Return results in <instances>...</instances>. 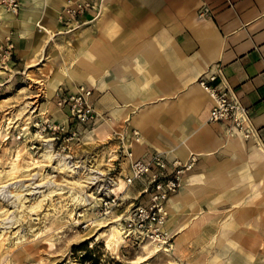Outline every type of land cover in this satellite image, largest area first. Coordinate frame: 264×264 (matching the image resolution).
Listing matches in <instances>:
<instances>
[{
    "label": "crops",
    "instance_id": "crops-1",
    "mask_svg": "<svg viewBox=\"0 0 264 264\" xmlns=\"http://www.w3.org/2000/svg\"><path fill=\"white\" fill-rule=\"evenodd\" d=\"M66 1L22 0L15 19V46L26 44V49L16 51L23 63V54L40 35L32 24L35 20L55 38L47 39L45 56L39 55L31 67L38 84L53 81L54 89L91 88L96 112L114 122L124 120L127 110L130 118V104L139 95L127 93L145 85V102L155 108L141 130L132 128L143 141L133 153L159 152L167 160L183 162L194 155L193 171H198L207 165L204 153H215L213 163L220 162L221 168L233 162L224 152L225 128L199 119L207 105L209 113L212 101L197 80L214 73L220 87L231 90L248 111L254 134L245 142L247 152L256 151L264 160V0H112L92 25L75 34L56 35V14ZM22 21H31V27L26 30ZM25 37L30 39L21 41ZM233 156L243 158L237 149ZM213 198H197L199 214L207 217L200 227L208 232L207 238L219 230L229 210ZM262 202L264 196L256 200Z\"/></svg>",
    "mask_w": 264,
    "mask_h": 264
},
{
    "label": "bare ground",
    "instance_id": "bare-ground-1",
    "mask_svg": "<svg viewBox=\"0 0 264 264\" xmlns=\"http://www.w3.org/2000/svg\"><path fill=\"white\" fill-rule=\"evenodd\" d=\"M110 1L112 0H104L101 15L106 10V6ZM1 3L2 0L0 1V41L1 38L8 36V27L14 22H17ZM23 22L24 21H22L21 24L25 26L26 30L29 29V25L31 27V25L34 24L35 27L39 28L40 32L38 39L33 42L31 50L23 54L28 66L27 68H31L35 66V62L39 55L45 56V50L48 46L46 41L47 39L48 41L51 40L53 35L51 31L42 26L37 20L32 24L31 21ZM51 85H48V83L46 84L47 93L49 94H53L54 91L55 86L53 81ZM146 89L145 85L134 87L132 90L127 88L128 91L131 90L127 94L131 96L133 94L139 95L138 101L130 104V118L127 117V110V112L124 111L125 113L121 117L124 120L119 118L121 121L118 120V122L102 117L100 121H94L92 128L87 130L77 125L75 127L74 144L73 147L70 148L71 151L75 152L73 159L68 156H55L50 145H46L44 149L40 151L37 157L41 159V161L47 162L49 166L53 164V170L66 172V177L78 178L79 181L73 182L64 180L66 185L73 186L71 189H67L64 192H62V188L50 182L46 185V189L43 192H38V198L41 197L46 199L48 206L52 208L53 199L51 197L55 194H59L60 196L64 194L62 197L66 200L68 199L70 206L73 205L74 207L79 205L81 208H84L86 206L91 207L92 205V207H94L95 203L87 195L85 184L88 180H91L92 173L97 174L103 172L101 167H104L107 161L109 162L106 163V165L111 166V161L115 158L113 151L109 150L107 152L106 148L98 149L97 151L94 150L96 146H98V143H106L109 140L115 127L122 121L127 122V127L120 126L119 128H123V130H120V134L126 133L132 128L139 131L145 126L149 110L155 108V105L145 102ZM121 99L125 100V97H121ZM208 109L209 105H207L200 114L199 119L201 122H205L206 118H208ZM121 111V109L114 110L113 114ZM53 112H55V109ZM33 113L34 110L32 109L30 101L23 102L15 113L11 112L8 115H6V113L3 120L0 122V138H3L9 134L8 132L14 129H18L21 133H26L27 123L24 125L25 121L22 120V118H30ZM43 114H45V110L41 107L37 115L40 116ZM221 126L223 127V125ZM224 134V152L232 156L233 162L221 168L219 167L221 165L220 162H216L217 165L213 163L216 161L215 153H204L201 155L207 160V165L199 167L198 171H193L192 168L189 173L185 174L182 177L178 190L179 192L175 194L176 196L174 195L171 197L167 204L168 217L165 224V233L168 239H173V243L142 241L141 248L148 255L156 256L160 252L169 255L170 252L177 251L180 242L187 240L190 234H195L197 236V233L201 232V223L205 221L207 217L205 214H199L201 209L197 198L205 195L208 197L212 196V198L215 196L213 199L216 205L229 206L226 216L220 222L219 230L208 238L209 246L215 248L210 264H264V206H260L264 202L259 204L256 203V200L260 196H264V160L256 151L247 152L245 143L247 140H245L243 134L238 132L231 134L225 129ZM123 139L125 145L129 142V146H131L132 150L139 148L143 142L140 135L132 141L130 137H125ZM79 147L84 149L83 153H88L86 150L89 148L92 149L89 155L83 156V161L79 160V156L76 153V149ZM105 149L106 152H103ZM235 149L242 153L243 158H236V156H233ZM246 153L248 156H246ZM24 156H28L24 146H17L15 154L8 161L7 170H5L2 177H0L1 183H5L0 186V199L5 202L7 206L6 210L0 212V248L4 240L2 239V232L4 229L10 227L7 225L9 223L8 220L14 218V212L21 208L20 204L24 198V194H22L24 188L23 184L34 175L30 172L31 169L34 168L32 164L33 158L35 157L32 156L30 162L29 160H25L26 158L28 159V157L25 158ZM38 168L41 169L40 166ZM16 178L19 179L14 181ZM43 179L44 178H40V180ZM25 187L28 189L27 186ZM116 187L122 192L125 198L132 194L124 190L125 186L121 180ZM34 188H40V184L34 185ZM74 188H77L81 192L77 194L74 192ZM37 203L41 202L37 201ZM252 205L260 207H252ZM9 208L14 209V211H8ZM30 208V213H35L34 209H40V204H36ZM59 208H62L64 216H69L70 218L68 209L65 208L64 204L60 205L59 202L56 201V213H59ZM252 209H255L257 213L255 216L252 214ZM85 210L82 216V222L74 221L73 223L75 226L92 220L88 209ZM179 215L183 216L181 222L178 221ZM30 220L33 221L34 219ZM93 220L94 223L84 233L82 242L91 238L96 241L104 239L106 247L114 251L118 249L120 244L128 241L127 235L124 234L123 227L118 220L109 222L107 219H101L95 216ZM259 221L261 222L262 228L259 226ZM67 223L68 222H66L62 214L56 215L53 224L55 230L50 232L51 236L48 237L46 241L50 247L55 245L58 238L55 236L63 232ZM235 224H237L238 227H235ZM32 233L33 230L30 228L29 230L19 228L13 232L15 241L13 244H9L6 247L5 256L11 253L18 244L21 245L29 237H32ZM239 243L243 245L240 247L238 246ZM1 264L9 263L8 260L4 258Z\"/></svg>",
    "mask_w": 264,
    "mask_h": 264
},
{
    "label": "built area",
    "instance_id": "built-area-1",
    "mask_svg": "<svg viewBox=\"0 0 264 264\" xmlns=\"http://www.w3.org/2000/svg\"><path fill=\"white\" fill-rule=\"evenodd\" d=\"M20 1L3 0V4L8 13L17 15L21 8ZM103 2L104 0H67L56 14L59 27L56 35L75 34L95 23L101 16ZM5 46L9 57L13 48L9 37L5 39ZM217 79L216 74L207 73L197 80V84L212 101L207 122L223 125L231 134L238 132L243 134L245 140H249L254 130L247 109L231 90L220 87ZM92 94L93 90L84 85H77L73 89L58 88L54 92L52 99L55 108L64 114L65 119L61 123L44 120L35 124L38 136L36 143L41 146L39 149L50 145L55 156L73 159L75 152L70 148L74 144L75 127L78 125L87 130L92 128L94 121H100L102 117L108 118L96 112ZM120 130L123 128L113 131L109 138L110 141L117 142L111 166L106 165L107 161L101 167L103 172L98 170L101 173H92L91 180L85 184L87 195L95 205L84 208L74 206L75 220L81 218V214L88 209L89 212H94L95 217L109 222L118 220L128 241L170 242L165 233L167 204L178 192L182 177L194 167L197 158L191 155L184 162L178 159L167 160L159 152H145L141 156H135L129 142L125 145L123 138L130 137L132 141L139 137L138 132L131 129L120 134ZM87 154L78 155L79 160L83 161V156ZM120 180L125 186L124 190L132 193L126 198L116 187ZM91 221L80 223L77 227L86 228Z\"/></svg>",
    "mask_w": 264,
    "mask_h": 264
},
{
    "label": "rangeland",
    "instance_id": "rangeland-1",
    "mask_svg": "<svg viewBox=\"0 0 264 264\" xmlns=\"http://www.w3.org/2000/svg\"><path fill=\"white\" fill-rule=\"evenodd\" d=\"M20 2H22V0ZM1 4L5 7L3 0ZM17 15L12 16H15L16 19ZM16 24L17 23L14 22L8 27L9 34L7 37L10 38L13 46L9 57L6 54L8 50L5 46V39L7 37L1 38L0 41V122L3 120L6 113V115L11 112L15 113L19 106L25 101L31 102L34 113L30 118H22V120L25 121L24 125L27 123L26 133H21L18 129H14L11 130V132L7 131L9 134L0 138V177H2L4 171L7 170L8 161L13 157L19 145H23L27 152L28 156L26 157H28V159L24 156L26 158L25 160L31 162L32 156L35 157L33 158L32 164L34 168H32L30 172L34 175L31 176L27 182H24L22 192L24 198L20 204L21 208L14 212V218L8 220L9 223L7 225L10 227L4 229L2 232V239L4 240L0 248V264L3 262L4 258L8 260L9 264H210L214 254V248L209 246L207 241L208 232L203 229L201 232L197 233V236L195 234H190L187 240L180 242L178 250L170 252L169 255L160 252L156 256H150L143 251L141 243L133 241H126L120 244L117 250L113 251L106 247L104 239L96 241L91 238L82 242L84 233L94 223L93 211L89 212L92 218L91 224L86 228H83V226L77 227L73 222L82 220L83 214H81V218L75 220L76 214H73L74 207L73 205H69L68 199L66 200L62 197L64 194L62 196L55 194L51 197L53 199L52 208L48 206L46 199L41 197L38 198V192H43L46 189V185L50 182L62 188V192H64L73 187L72 185H66L64 180L73 182H78L79 180L74 177H66V172L53 170V164L49 166L47 162L41 161V159L37 157L42 150L39 149L41 146H38L36 143L38 136L36 135L37 131L35 124L37 122H43L44 120L61 123L64 122L65 118L64 114L58 112L55 108L54 101L52 97L50 98L52 93H47V83L45 85L43 82L38 84L33 74L34 68L28 69L27 63H23L18 57L16 51L20 49L23 50L26 44H19L18 48H16L15 45L18 44V42L15 38L19 37L15 34L17 32V28H15ZM35 28L39 31V28ZM29 39V37H25L24 39L21 38V41H27ZM53 39L55 38H52V40ZM55 46L54 44V47ZM34 83L37 85H34ZM58 88L65 87L60 86L55 88L53 94ZM41 107L44 108L45 114L38 116L37 114ZM54 109L55 112H53ZM120 125L127 127V122ZM119 127H115V131H118ZM97 145L94 151H97L101 147H106L108 152L116 148L117 142L115 140H108L106 143ZM106 149L103 150V152H106ZM83 150L82 147H79L76 149V153L78 155L87 154L83 153ZM86 151L90 154L92 149L89 148ZM39 166L41 169L38 168ZM40 178L44 179L40 180ZM17 179L19 178L14 179V181ZM3 184L5 183H1L0 181V186ZM39 184L40 188L35 189L34 185ZM25 186H27L28 189ZM74 192L79 194L81 191L74 188ZM37 201L41 203H37ZM56 201H58L60 205L64 204L65 208L68 209L70 218L69 216H64L62 208H59V213H56ZM36 204H40V209L35 208V213L31 214L30 207ZM6 209V203L0 199V212ZM8 211H14V209L9 208ZM57 214H62L68 223L66 224V228L63 229V232L55 236L58 237L55 245L50 247L46 241L48 237L51 236L50 232L55 230L53 224ZM30 219L34 220L31 221ZM182 220L183 216L179 215L178 221L181 222ZM206 222L207 220L201 223L202 228L204 227L203 224H206ZM19 228H24L26 230H29V228L32 229L33 236L29 237L23 244H18L11 253L5 256L6 247L9 244H13L15 241L13 232ZM170 243H173V239L170 240Z\"/></svg>",
    "mask_w": 264,
    "mask_h": 264
}]
</instances>
